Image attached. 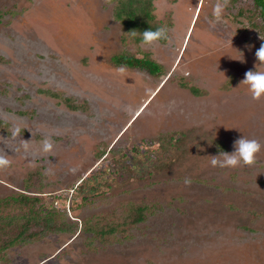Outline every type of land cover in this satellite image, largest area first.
Returning <instances> with one entry per match:
<instances>
[{
	"label": "rangeland",
	"instance_id": "1",
	"mask_svg": "<svg viewBox=\"0 0 264 264\" xmlns=\"http://www.w3.org/2000/svg\"><path fill=\"white\" fill-rule=\"evenodd\" d=\"M155 4L166 44L124 43L107 0H0V200L65 227L0 238V264H264V23L253 0Z\"/></svg>",
	"mask_w": 264,
	"mask_h": 264
},
{
	"label": "trees",
	"instance_id": "2",
	"mask_svg": "<svg viewBox=\"0 0 264 264\" xmlns=\"http://www.w3.org/2000/svg\"><path fill=\"white\" fill-rule=\"evenodd\" d=\"M156 0H107L113 7V17L122 27V41L127 43L132 40L136 43H145L153 39L161 44H166L169 39V27L159 22L156 17ZM259 17L264 23V0H253ZM111 62L115 66L128 69L145 71L153 77L164 74V66L149 56L137 57L132 54L118 53L112 56ZM194 93L196 89H191ZM43 94L60 99L67 107L74 111L89 112V107L83 104L72 103V99L64 97L61 92L50 89L41 90ZM8 126L0 121V129L6 130ZM38 197H30L22 194L0 200V238L4 240L2 248L10 247L18 242L30 241L47 232L64 230V226L56 221L53 215L42 216L41 209L37 208ZM14 206H26L29 208L24 215L7 217V210ZM6 216H3L5 215ZM142 209L134 223L143 220ZM23 220V221H22ZM7 230L8 226H14Z\"/></svg>",
	"mask_w": 264,
	"mask_h": 264
}]
</instances>
